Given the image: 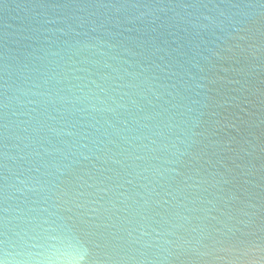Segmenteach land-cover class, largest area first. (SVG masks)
<instances>
[{"label":"water","instance_id":"water-1","mask_svg":"<svg viewBox=\"0 0 264 264\" xmlns=\"http://www.w3.org/2000/svg\"><path fill=\"white\" fill-rule=\"evenodd\" d=\"M0 264H264V0H0Z\"/></svg>","mask_w":264,"mask_h":264}]
</instances>
